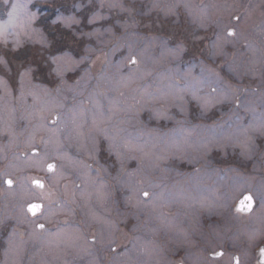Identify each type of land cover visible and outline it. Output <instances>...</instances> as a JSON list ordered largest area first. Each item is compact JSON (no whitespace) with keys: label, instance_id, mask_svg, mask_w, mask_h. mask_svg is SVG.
Listing matches in <instances>:
<instances>
[{"label":"rangeland","instance_id":"1","mask_svg":"<svg viewBox=\"0 0 264 264\" xmlns=\"http://www.w3.org/2000/svg\"><path fill=\"white\" fill-rule=\"evenodd\" d=\"M36 1L0 0V264H99L69 221L115 241L113 190L161 262L146 236L264 188V0Z\"/></svg>","mask_w":264,"mask_h":264},{"label":"flooded vegetation","instance_id":"2","mask_svg":"<svg viewBox=\"0 0 264 264\" xmlns=\"http://www.w3.org/2000/svg\"><path fill=\"white\" fill-rule=\"evenodd\" d=\"M132 164L136 166V161L134 160ZM228 175L227 183L233 182V174L229 173ZM261 176L264 180V174H260ZM260 181L263 182L261 179ZM248 196L251 197V201L244 200L243 206L241 203L238 205L240 200ZM113 198L116 201L114 210V219L116 218V220L113 229L116 230L113 237L115 241L112 243L103 235L109 234L110 226L102 231L100 225L99 227L86 228L81 220H79V225L73 224V220L69 221V225L78 227L84 234L86 249H92L99 255V264H116L114 256L117 255H128L127 264H236L237 257H239V264H259L261 260L259 250L264 247V188L243 190L234 196L228 205L221 204L224 209L221 207L220 213H209L204 209V215L200 222H181L180 228L187 234V239L190 238L188 235L192 234L193 242L195 241L194 246L187 242L174 245L175 243L164 225L161 228V233L164 232L163 236L154 237L150 234L146 236V240L152 241L155 248L160 251L161 262L159 256V261H153L146 254H142L143 258L138 256L140 254L137 255L138 234L151 228L153 219L147 215L146 220H141L144 225L137 222L138 227L135 200L127 205L123 204L124 199L121 193L115 192V190H113ZM249 203H251V208L247 209ZM242 207L245 210H241ZM77 218H83L78 210ZM167 224L172 227L176 226L175 223ZM197 228L198 230L203 228V237H196L195 230ZM173 249L175 252H172ZM147 251L150 254L156 253L155 249L151 248ZM217 253H221V255H217Z\"/></svg>","mask_w":264,"mask_h":264},{"label":"snow or ice","instance_id":"3","mask_svg":"<svg viewBox=\"0 0 264 264\" xmlns=\"http://www.w3.org/2000/svg\"><path fill=\"white\" fill-rule=\"evenodd\" d=\"M15 7H16V5H13V8H14V9H15ZM231 34H232V33L230 32L229 35H231ZM131 62H132V63H135V57H132ZM53 167H54V165H52V164H49V165H48V168H49V169H52ZM7 183H8L9 185H11V184H12V181H11V180H8ZM35 183L39 184L40 182H39V181H35ZM41 186H42V185H41ZM144 195L147 196L148 193L145 192ZM245 200H247V201H251V197H250V196L245 197ZM241 205H242V206L244 205V201H241ZM40 207H41V206L38 205V204H32V205H29V210L35 212V211L38 210ZM250 208H251V203H249V204L247 205V209H250ZM241 210H245V209L242 207ZM38 227L41 228V229H43V228H44V225H43V224H40V225H38ZM259 251H260V256H261V260L259 261V264H264V247H261ZM217 255H221V253H217ZM236 264H239V257L236 258Z\"/></svg>","mask_w":264,"mask_h":264},{"label":"trees","instance_id":"4","mask_svg":"<svg viewBox=\"0 0 264 264\" xmlns=\"http://www.w3.org/2000/svg\"><path fill=\"white\" fill-rule=\"evenodd\" d=\"M35 4H36V7L38 6V5H40V4H42L43 5V7L41 8L42 10H44L45 8L50 12V14H51V4H46L45 2H42V1H36L35 2ZM50 16V15H49ZM55 29H57V30H55ZM49 32H52L50 35H51V38H53V36H54V33H55V35L57 36L58 34L56 33V32H60V34H62L63 35V28H61V27H56V25H55V27H53V28H51V29H49L48 30ZM59 34V35H60ZM29 50V49H28ZM9 55H12V53H14V54H16V52L15 51H12V50H7L6 51ZM28 59V54H24V52H21V53H19V52H17V54L15 55V59L16 60H23V59Z\"/></svg>","mask_w":264,"mask_h":264},{"label":"water","instance_id":"5","mask_svg":"<svg viewBox=\"0 0 264 264\" xmlns=\"http://www.w3.org/2000/svg\"><path fill=\"white\" fill-rule=\"evenodd\" d=\"M53 165V164H52ZM54 168V167H53ZM52 168V169H53ZM52 169H49V170H52ZM35 181H39L40 183L39 184H37V183H35ZM34 181V184L36 185V186H38V187H40V188H43L44 187V181H42V180H35ZM42 185V186H41ZM35 204H38V203H35ZM32 205V204H31ZM38 205H40L41 207H42V205L41 204H38ZM41 207L38 209V210H36L35 212H33V211H31V213L32 214H36L37 212H39L40 210H41Z\"/></svg>","mask_w":264,"mask_h":264},{"label":"bare ground","instance_id":"6","mask_svg":"<svg viewBox=\"0 0 264 264\" xmlns=\"http://www.w3.org/2000/svg\"><path fill=\"white\" fill-rule=\"evenodd\" d=\"M74 236V235H73ZM74 239L76 238V236L73 237Z\"/></svg>","mask_w":264,"mask_h":264}]
</instances>
